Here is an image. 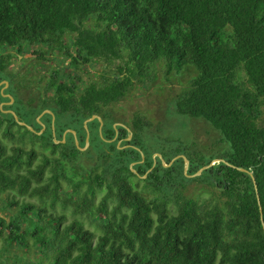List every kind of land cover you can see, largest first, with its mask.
Returning a JSON list of instances; mask_svg holds the SVG:
<instances>
[{"label": "trees", "instance_id": "16d2710c", "mask_svg": "<svg viewBox=\"0 0 264 264\" xmlns=\"http://www.w3.org/2000/svg\"><path fill=\"white\" fill-rule=\"evenodd\" d=\"M34 45L39 60L57 50L74 70H52L46 92L22 102L7 71L14 55L2 51ZM114 60V76L79 87L85 64ZM157 62L167 74L196 71L169 102L182 129L174 139L151 136L139 115L114 127L109 110ZM2 81L14 103L0 106V264H264V0H0ZM92 115L101 132L97 119L85 127ZM190 119L227 148L189 153ZM79 154L96 162L87 174ZM202 179L223 207L183 194Z\"/></svg>", "mask_w": 264, "mask_h": 264}, {"label": "rangeland", "instance_id": "374dc122", "mask_svg": "<svg viewBox=\"0 0 264 264\" xmlns=\"http://www.w3.org/2000/svg\"><path fill=\"white\" fill-rule=\"evenodd\" d=\"M37 48V45L27 46L24 52L21 53L13 48L4 49L2 51L3 54L10 53L14 55L10 59L11 63L7 71L13 74V82L11 84L12 91L17 94L22 102L27 101L30 97L37 100L39 95L46 92L45 85L47 84V76L52 70H74L71 65L67 64L68 61L64 60L63 55L57 50L49 52L48 60H39L33 54L34 50ZM122 63L121 60H114L111 62L100 61L85 64L83 68L79 70V75L81 76L79 87L92 81H101L102 74L105 76H114V74L118 72L117 66L122 65ZM186 68L179 71V74L175 72L167 74L165 64L163 62H157L151 66L147 77L134 79L133 86L129 89L126 96L109 106V110L113 117L117 118V120L119 119L115 122L119 123L117 126L121 124L124 125L122 120L130 123L134 115H139L152 122V127L148 131L151 136H159L164 139L176 138V134L181 132L182 129L175 125L176 118L169 115L167 110L170 99L182 90L187 89L190 85L189 81L196 75L194 68ZM239 75L245 80L242 71L239 72ZM0 85H3L0 89L3 95L5 94V89L9 88L10 83L7 81V85L4 86L2 81ZM7 94H12V92ZM13 103L14 99L10 104L12 105ZM0 104L2 107L4 102ZM257 124L258 126H264V110L257 120ZM186 130L189 133L182 138V141L185 143L187 142L186 140L190 139L186 149L189 153L194 154L197 151L206 153L213 151L214 153H219L218 151L222 152V150L227 148V145L221 142V137L218 132L201 119H190L186 125ZM171 135L174 136V138H172ZM7 143L8 145L12 144V142ZM149 144L150 146H159L156 139H151ZM26 146H29V144H26ZM166 147L168 148V146ZM36 149L48 153L47 149L40 148L38 145H36ZM154 156H156V153ZM77 162L76 168L83 174H87L96 163L91 155L86 156L84 154L78 155ZM216 162L218 161H213V163ZM131 181L138 187L142 184L139 178L136 177H132ZM218 191L220 190L215 189V187L203 179L186 183L182 189L186 197L195 199L204 207L203 209L215 205L223 207L224 196ZM148 196H150V194H148ZM86 226L95 230L93 223L89 220H86Z\"/></svg>", "mask_w": 264, "mask_h": 264}, {"label": "water", "instance_id": "95a60500", "mask_svg": "<svg viewBox=\"0 0 264 264\" xmlns=\"http://www.w3.org/2000/svg\"><path fill=\"white\" fill-rule=\"evenodd\" d=\"M2 82H0V84H1ZM8 97H9V99H10V103L13 101V97L11 96V95H8ZM9 103V102H8ZM6 111H10L14 116H15V118L18 120V118H17V116L15 115V113L12 111V110H6ZM51 111L50 110H47V109H45V110H43L40 114H39V116L37 117V120H39L40 119V117H42L43 116V114H45V113H50ZM95 118H97L98 120H100V130H101V126H102V121H101V118L100 117H98L97 115H92L90 118H88V119H86L85 121H84V124H85V126H86V123L88 122V121H90V120H93V119H95ZM52 120H54V118H52ZM18 122H19V124H21V125H26V126H28V128L29 129H31V130H33L32 129V127L31 126H29V125H27L25 122H23V121H20V120H18ZM115 126V125H114ZM44 125H42V129L40 130V131H38V134H40L43 130H44ZM68 132V130L66 131V132H64V135H63V137L65 136V134ZM71 132L75 135V131L74 130H71ZM130 137H131V134L127 137V139H130ZM88 138H89V133H87V135H86V142H85V145L83 146V147H79L81 150H85L86 149V147L88 146ZM62 141H64V139H62ZM156 155L158 156V157H160L161 159H162V157H161V155L159 154V153H156ZM180 155H178V156H176L175 158H173V160L174 159H176V158H178ZM183 156V158H184V161H185V167H184V170L185 169H187V167H188V160H187V158L184 156V155H182ZM142 158H143V155H142ZM133 164V163H132ZM164 165H165V163H164ZM207 166H204V167H202L198 172H201L202 171V169L203 168H206ZM238 169L240 170V171H244V172H248L249 174H251L252 175V172L251 171H248L247 169H245V168H243V167H238ZM133 172H136L133 168L131 169ZM141 177H145V174L144 175H142ZM252 179H253V181H254V178L252 177ZM254 185H255V182H254ZM255 188H256V185H255ZM259 202V201H258ZM261 221H262V226H263V228H264V222H263V220H262V215H261Z\"/></svg>", "mask_w": 264, "mask_h": 264}, {"label": "bare ground", "instance_id": "6f19581e", "mask_svg": "<svg viewBox=\"0 0 264 264\" xmlns=\"http://www.w3.org/2000/svg\"><path fill=\"white\" fill-rule=\"evenodd\" d=\"M3 84H4V86H6L7 85V81H3ZM95 119H97V118H95ZM94 120V119H93ZM98 120V119H97ZM91 121V120H90ZM99 122H100V120H99ZM130 135V134H129ZM131 138V137H130ZM157 156V155H156ZM218 161V162H216V163H219L220 161H222V159H215V160H213V161ZM173 161V160H172ZM213 161L210 163V164H208V165H205V166H207V167H209V166H212V165H214L215 163H213ZM164 162V161H163ZM171 164V162L170 163H165V165H170ZM184 167H185V164H184ZM187 169H188V167H187ZM187 169H185L184 170V172H186L187 171ZM203 169H205V168H203ZM202 169V170H203ZM200 170V169H199ZM198 170V171H199ZM196 172V173H194V174H192V175H190V176H195V175H197V174H200L201 172Z\"/></svg>", "mask_w": 264, "mask_h": 264}, {"label": "flooded vegetation", "instance_id": "af4514ba", "mask_svg": "<svg viewBox=\"0 0 264 264\" xmlns=\"http://www.w3.org/2000/svg\"><path fill=\"white\" fill-rule=\"evenodd\" d=\"M79 83H81V82H78V85H79ZM81 87H82V86H81ZM8 95H11V96H12V94H7V93L3 94L4 97L9 98ZM12 97H13V96H12ZM13 99H14V97H13ZM3 102H4V104H8V105H10V99L7 100V101H3ZM8 102H9V103H8ZM12 102H13V101H12ZM2 104H3V103H2ZM0 105H1V104H0ZM97 116H98V115H97ZM98 117H99V116H98ZM98 121H99V120H98ZM101 121H102V119H101ZM88 122H89V121H88ZM88 122H87V123H88ZM87 123H86V124H87ZM117 124H119V123H115V124H113V126L115 125L114 127H117ZM121 125H122V124H121ZM102 126H103V121H102ZM102 126H101V129H102ZM85 127L87 128V125H86ZM99 128H100V122H99ZM99 130H100V129H99ZM100 132H101V130H100ZM128 136H129V135H128Z\"/></svg>", "mask_w": 264, "mask_h": 264}]
</instances>
